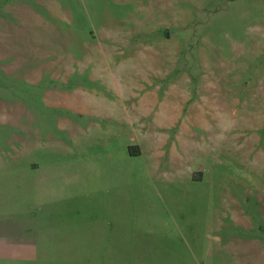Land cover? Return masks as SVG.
Wrapping results in <instances>:
<instances>
[{"label":"rangeland","instance_id":"obj_1","mask_svg":"<svg viewBox=\"0 0 264 264\" xmlns=\"http://www.w3.org/2000/svg\"><path fill=\"white\" fill-rule=\"evenodd\" d=\"M36 162L167 264H264V0H0V187Z\"/></svg>","mask_w":264,"mask_h":264},{"label":"crops","instance_id":"obj_2","mask_svg":"<svg viewBox=\"0 0 264 264\" xmlns=\"http://www.w3.org/2000/svg\"><path fill=\"white\" fill-rule=\"evenodd\" d=\"M28 166L20 186L0 187V264H167V252L157 254L155 250V230L150 223L136 222L151 234L122 233L123 209L118 207L123 203L118 200L124 188L98 191L108 201L115 199L110 208L116 209L113 217H105L103 209L96 219L94 213H85V205L76 204L93 194L89 185H73L77 175L84 179L88 173L85 164L76 168L77 174L73 169L62 176L53 166L50 181L37 179L38 162ZM60 179L64 185H59ZM77 216L98 221V233L80 229L85 221L73 220ZM72 228L74 232L69 233Z\"/></svg>","mask_w":264,"mask_h":264}]
</instances>
